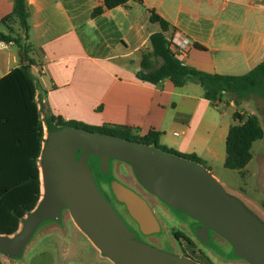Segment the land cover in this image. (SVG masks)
I'll return each mask as SVG.
<instances>
[{"label":"crops","instance_id":"crops-1","mask_svg":"<svg viewBox=\"0 0 264 264\" xmlns=\"http://www.w3.org/2000/svg\"><path fill=\"white\" fill-rule=\"evenodd\" d=\"M26 2V43L36 62L31 75L43 124L48 114L93 127H130L139 137L153 130L160 133L161 146L196 154L205 162L202 166L208 154H222L231 119L218 114V102L206 100L200 85L188 82L176 88L167 79L151 85L136 78L143 54L152 50L150 36L160 31L149 11L170 24L167 38L176 33L189 40L181 62L206 73L242 76L264 61V0H143L95 18L91 13L103 7L102 0ZM12 8V0H0V21ZM0 31L8 33L3 26ZM22 63L14 43L0 42V79ZM74 249L57 253L62 264H74Z\"/></svg>","mask_w":264,"mask_h":264},{"label":"water","instance_id":"water-1","mask_svg":"<svg viewBox=\"0 0 264 264\" xmlns=\"http://www.w3.org/2000/svg\"><path fill=\"white\" fill-rule=\"evenodd\" d=\"M43 119L45 137L38 158L41 197L16 234H0L1 255L20 258L42 223L59 222L68 211L91 244L114 264H198L135 237L98 190L88 164L94 156L103 175L110 160L127 163L147 192L200 223L195 233L204 244L209 243L210 230L228 242L235 257L264 264V222L228 194L204 166L122 137L61 126L48 114ZM110 188L142 235L160 233L158 220L140 195L116 180Z\"/></svg>","mask_w":264,"mask_h":264},{"label":"trees","instance_id":"trees-1","mask_svg":"<svg viewBox=\"0 0 264 264\" xmlns=\"http://www.w3.org/2000/svg\"><path fill=\"white\" fill-rule=\"evenodd\" d=\"M103 7L95 8L91 16L95 18L104 10H112L127 3L142 4L143 0H102ZM12 12L0 21L8 33L0 31V42L14 43L23 58V63L12 69L0 79V234L12 236L17 233L24 218L36 207L41 197L38 158L44 142L41 110L38 108L37 84L31 75V68L36 62L29 58L31 46L26 43L30 29V8L26 0H12ZM149 20L160 27L149 40L151 52L143 54L140 70L136 78L144 83L157 85L162 80H169L174 87L181 88L188 82L200 85L204 98L220 103L226 94L243 98L258 94L264 98V61L242 76H227L217 73L198 71L175 57L170 49L166 34L170 24L149 11ZM20 33H16L14 27ZM198 49L202 46L195 45ZM234 124L230 126L225 139L224 168L239 171L252 159L251 147L264 136L259 119L255 115H243L234 112ZM61 126L83 128L92 132L133 139L144 145L154 146L165 152L182 157L200 165L205 162L196 154H180L167 150L159 144L160 133L149 131L139 137L130 127L105 125L93 127L76 122H64L53 119ZM176 240L186 242L187 249L193 256H184L198 264H206L200 251H195L193 242L182 232H174ZM192 247V248H191Z\"/></svg>","mask_w":264,"mask_h":264},{"label":"rangeland","instance_id":"rangeland-1","mask_svg":"<svg viewBox=\"0 0 264 264\" xmlns=\"http://www.w3.org/2000/svg\"><path fill=\"white\" fill-rule=\"evenodd\" d=\"M16 28L18 27L16 26ZM217 106L218 114L223 113L224 118L231 119V125L234 124L232 119L234 112L243 115H255L259 119L264 132V98L258 94L247 95L243 98L226 94ZM43 133L44 138V124ZM129 140L135 141L133 139ZM209 149L212 151L213 147L210 145ZM220 149L222 154L218 156H209L208 154L205 169L223 186L228 194L240 200L243 205L264 222V136L261 140L252 144V159L242 172L224 168L225 140L222 141ZM203 153L201 154L204 156ZM205 153L209 152L206 150ZM111 175L135 188L155 206L154 198L137 185L128 166L118 160L112 161ZM119 209L127 222L135 227L123 208L119 206ZM151 210L160 224L161 231L159 234L140 237L141 242L179 256H193L191 251L187 249L185 241L175 239L173 234L178 231L192 240L194 244L193 248L191 247L192 249L203 254V259L202 256L197 259L199 261L206 264H248L240 258L233 257L231 246L215 235H213L211 245L200 242L196 238L193 228L189 226L192 221L187 215L179 211L164 214L160 211L161 209L151 208ZM66 248H75V255L71 260L74 264H107L106 261L100 259L101 255L95 250L87 237L80 232L68 211L61 214L59 223L52 221L42 223L24 248L20 258H8L0 254V264H62L63 261L57 253Z\"/></svg>","mask_w":264,"mask_h":264},{"label":"flooded vegetation","instance_id":"flooded-vegetation-1","mask_svg":"<svg viewBox=\"0 0 264 264\" xmlns=\"http://www.w3.org/2000/svg\"><path fill=\"white\" fill-rule=\"evenodd\" d=\"M79 157V153L77 154V157ZM112 161H116V160H110L109 162V167H108V173L106 175H103L100 170H99V160L97 157H94V156H90L88 158V164L89 166L91 167V170H92V175H93V178H94V181H95V184L98 188V190L100 191V193L107 199V201L111 204V206L113 207V209L115 210V212L118 214V216L120 217V219L125 223V225L135 234V237L140 241V237L144 236L140 233L139 229H138V226L137 224L130 218V216L128 215L125 207L123 204L119 203L116 198L114 197L112 191H111V188H110V183L112 180H116L118 182H120L121 184H123L124 186L130 188L131 190H133L135 193H137L138 195H140L143 199H145L148 204H149V207H151L152 209H161L160 211L163 212L164 214L169 213H173L174 211H177L175 209H172L170 207H168L166 204H164L162 201H160L157 197L153 196L152 194H150L149 192H147L139 183L138 181L135 179L137 185L145 192L147 193L148 195H150L152 198H154L155 200V207L154 205H152V203L149 202V200H147L140 192H138L135 188H133L132 186L122 182L121 180L117 179V178H114L112 175H111V163ZM120 161V160H118ZM122 162L123 164H125L126 166H128L132 172V169L131 167L123 162V161H120ZM132 175H133V172H132ZM134 176V175H133ZM135 178V177H134ZM119 206H121L123 208V210L126 212V214L129 216V218L131 219V222H133V224L135 225V227H132L128 222L127 220L125 219L123 213L120 211L119 209ZM154 206V207H153ZM122 213V215H121ZM190 218V217H189ZM191 221H192V224H190L189 226L193 228L194 230V233L196 231V229L200 226V223H198L196 220L190 218ZM213 235L217 236L218 238H220L221 240L225 241L223 238H221L220 236H218L217 234H215L213 231H208V238H209V243L208 244H205V245H211L212 243V240H213ZM195 236H196V233H195ZM197 238V236H196ZM198 239V238H197ZM191 240V239H190ZM199 240V239H198ZM179 241V240H178ZM192 241V240H191ZM200 242H202L201 240H199ZM227 244L228 242L225 241ZM232 251V254H233V250ZM233 257L234 254L232 255ZM184 257V256H182ZM186 258V257H185ZM238 258V257H236ZM241 259V258H240ZM243 260V259H242ZM246 262V261H245Z\"/></svg>","mask_w":264,"mask_h":264},{"label":"built area","instance_id":"built-area-1","mask_svg":"<svg viewBox=\"0 0 264 264\" xmlns=\"http://www.w3.org/2000/svg\"><path fill=\"white\" fill-rule=\"evenodd\" d=\"M170 49L176 58L184 56L186 50L190 46V42L187 38L181 37L179 34L174 33L169 39Z\"/></svg>","mask_w":264,"mask_h":264}]
</instances>
